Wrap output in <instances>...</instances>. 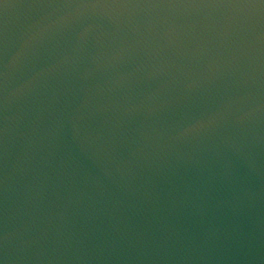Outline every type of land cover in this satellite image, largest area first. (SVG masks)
Masks as SVG:
<instances>
[{"label":"water","instance_id":"water-1","mask_svg":"<svg viewBox=\"0 0 264 264\" xmlns=\"http://www.w3.org/2000/svg\"><path fill=\"white\" fill-rule=\"evenodd\" d=\"M0 264H264V0H0Z\"/></svg>","mask_w":264,"mask_h":264}]
</instances>
